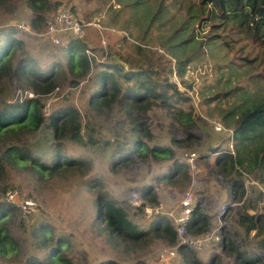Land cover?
I'll return each mask as SVG.
<instances>
[{"label":"rangeland","instance_id":"1","mask_svg":"<svg viewBox=\"0 0 264 264\" xmlns=\"http://www.w3.org/2000/svg\"><path fill=\"white\" fill-rule=\"evenodd\" d=\"M28 1L11 0L9 5L0 8V30L15 29V36L22 41L17 59L25 55L41 65L51 56L61 59L62 46L70 35L62 34L61 44L54 45L46 33L44 19L57 7L56 11L61 7H72L73 15L83 24L79 40L94 50H89L88 54L92 53L96 61L122 62L121 59L126 57L140 60L155 69L159 79L167 77L177 85L180 91L177 96L182 100L174 102L173 107L194 110V115L199 118L193 128L185 130L173 121L171 113L159 100L152 102L142 117L148 135L142 131L137 135L150 147L161 145L169 148L172 154L167 158L149 155L143 159L135 153L128 160H117L111 165L110 151L129 140L132 125L124 117L125 108H120L126 105L111 103L104 107L113 108L103 113L90 108L93 71L77 84L69 78L64 79L54 90L42 95L46 112L56 107H76L84 128L94 130L92 140L98 143L81 145L65 139L59 144L64 152L85 159L91 167L88 171L69 169L65 173L60 169L62 174L59 176L39 179L31 172L19 169L10 173L7 179L0 178L1 184L8 182L14 186L10 191L15 203L31 202L24 215V225L15 231L24 243L21 257L35 251L29 229L41 222L67 237L71 244L68 255L73 264H99L106 259L117 264H180L176 244L160 238L136 243L114 236L109 238L102 232V226L93 224L90 214L94 213V199L101 194L120 203L133 223L148 229L154 218L147 216L144 205L174 221L181 212L186 192L192 194V209L197 205L199 213L209 222L206 231L198 235L186 231L184 239L178 237V240L192 249L201 264H207L211 257V264H236L234 257L222 250L225 237L244 247L251 256L262 255L264 244H259L255 232L245 233L240 215L247 210V204L256 206V210L250 211L264 214V183L252 174H244V193L234 197L228 178L214 164L218 152L212 148L218 145L221 151L234 152L232 125H226L222 115L235 107H246L264 99V43L248 36L235 24L225 25L219 19L206 18V15L200 20L198 0H46L48 4L38 14ZM192 4L195 5L190 8ZM158 10L161 11L159 18L152 20ZM189 10L198 15L193 23L195 37L202 39L211 35L214 39L199 49L184 75L179 76L173 56L170 59L162 46ZM136 46L142 50L138 51ZM148 48L158 53L144 50ZM192 48V52H197L196 43ZM170 66L172 73H169ZM5 85H10V89L0 94V99L15 101L26 95L31 97L30 90L24 91L15 83ZM216 95L220 96L209 101L205 99ZM137 114L138 111H131V116ZM188 131L197 136L187 139ZM15 139L12 141H17ZM23 143L34 155L47 161L56 141L42 128L25 136ZM122 150L128 151L124 147ZM170 172L172 179L166 177ZM93 176L97 179L94 185L89 184ZM146 187L155 193L156 203L144 204L142 192ZM4 197L1 195L0 200ZM260 238L264 243V232ZM198 240L201 241L195 244ZM170 251H174V256L169 255ZM0 264L16 263H5L0 256Z\"/></svg>","mask_w":264,"mask_h":264},{"label":"trees","instance_id":"2","mask_svg":"<svg viewBox=\"0 0 264 264\" xmlns=\"http://www.w3.org/2000/svg\"><path fill=\"white\" fill-rule=\"evenodd\" d=\"M10 2L11 0H0V8L9 5ZM28 4L38 14L37 12L48 2L29 0ZM196 6L200 11L199 14L202 15L200 20L206 15V18L219 19L225 25L235 24L248 36L264 43V0H198ZM69 9L74 12L72 7ZM55 11L44 19L45 28ZM160 12L158 10L152 20L157 16L159 18ZM37 18L41 19L40 15H37ZM196 18L198 15L189 10L186 18L174 28L162 46L170 59L173 56L176 73L179 76L184 75L193 56L198 55L199 49L214 39L211 35L202 39L195 37L193 23ZM14 30H0V94L9 91L10 85L5 84L11 83L32 93L31 97L26 95L15 101L0 99V178L7 179L10 173L17 172L19 169L27 170L39 179H47L53 175L59 176L62 172L68 173L69 169L88 171L91 168L85 159L64 152L59 144L69 139L81 145L88 143L96 145L98 142L92 140L94 130L90 127L84 128L76 107L70 105L56 107L46 112L40 97L54 90L64 79L69 78L72 83L77 84L92 71L94 87L88 101L90 108L103 113L113 108L104 107L111 103L126 105L127 107L120 108H125L124 117L132 125L131 132L123 127L125 131L132 133L129 140L110 151L111 165L116 164L117 160L121 162L128 160L129 156L135 153L143 159L149 155L155 158H167L172 154L169 148L161 145L150 147L139 140L137 135L140 131L148 135L142 117L152 102L159 100L163 108L171 113L173 121L185 130L196 125L199 117L194 115V110L186 111L183 107H173L174 102L182 100L177 96L180 92L177 85L169 81L167 77L159 79L157 71L140 60L126 57L121 59L122 62L110 59L96 61L92 53L88 54L89 50H94L79 40L80 34L67 30L59 33L60 38L64 33L70 35L62 46V58L51 56L49 61L41 65L37 60L25 55L16 58L17 52L22 48V41L15 36ZM195 43L198 50L192 52ZM136 48L138 51L142 50L139 46ZM144 50L158 53L150 48ZM169 73H172L171 66ZM219 96L205 99L209 101ZM234 109L238 110L235 112ZM132 110L138 111L134 117L131 116ZM221 119L226 125H232L231 139L235 151H221L218 145L213 147L212 149L216 148L215 152H218L214 164L218 171L228 178L233 196H241L244 193L242 181L244 174H252L255 179L264 183V99L248 104L246 107L230 109L222 115ZM42 128H45L51 138L56 141L55 148H52V155L47 161L39 155H34L23 143L25 136L37 133ZM196 136L194 133L187 132V139ZM14 138L17 141H12ZM123 147L128 150L126 153L123 152ZM167 176L172 179L173 173L170 172L168 175L166 173ZM95 182L97 179L93 176L89 184L94 185ZM13 188L14 186L8 182L0 183V196L6 197L7 191ZM142 197L144 204L156 203L155 193L149 192L148 187L142 192ZM245 207L247 210L240 215V222L244 226L245 233L249 235L250 232H255L256 237L259 238V244L263 245L260 237L264 232V214L250 211L256 210V206L252 204H247ZM93 210V215L90 214L93 224L102 226V232L109 238L114 236L134 243L145 239L148 241L154 238L164 239L170 244L177 245L181 256L180 264L202 263L194 256L187 244L179 242L175 223L166 214H156L150 227L144 229L133 223L127 210L120 203L101 194L94 199ZM208 222L209 219L199 213L196 205L190 213L186 231L191 235H198L206 231ZM24 223L25 217L19 205L6 199L0 200V256L5 263L73 264L72 258L68 255L71 244L67 237L62 233H55V229L41 222L29 229L35 251L30 255L27 252L24 257H21L24 243L16 236L15 231L18 232L17 228ZM222 250L232 255L236 264H263L264 261L262 259L264 253L251 256L244 247L235 244L229 237H225L222 241ZM212 260L211 257L207 264H211ZM99 264L117 263L106 259Z\"/></svg>","mask_w":264,"mask_h":264},{"label":"built area","instance_id":"3","mask_svg":"<svg viewBox=\"0 0 264 264\" xmlns=\"http://www.w3.org/2000/svg\"><path fill=\"white\" fill-rule=\"evenodd\" d=\"M83 29V24L80 19H78L68 8H59L53 17L50 19L47 26V35L50 37L53 43H60V32L70 31L74 34H81ZM6 201H14V195L11 191H7ZM192 194L190 192H186L181 205V212L175 217L174 223L176 226V231L179 237L184 239L186 235V224L189 219L190 213L192 211L191 206ZM17 204V203H16ZM31 202L29 200L24 201V203L20 204L19 207L22 209L23 214L25 215L28 212V208H30ZM18 205V204H17ZM144 212L149 217L150 215L154 217L158 214L157 209L151 208L147 205H144ZM155 209V210H154ZM31 212V211H30ZM29 212V213H30ZM150 218V217H149ZM201 240L195 241L194 243H199ZM169 255L174 256V251H170Z\"/></svg>","mask_w":264,"mask_h":264}]
</instances>
